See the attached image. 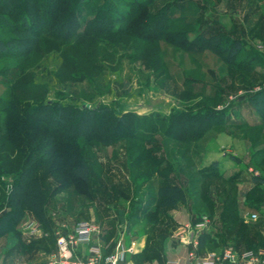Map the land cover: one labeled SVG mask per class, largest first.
<instances>
[{
    "label": "rangeland",
    "instance_id": "1",
    "mask_svg": "<svg viewBox=\"0 0 264 264\" xmlns=\"http://www.w3.org/2000/svg\"><path fill=\"white\" fill-rule=\"evenodd\" d=\"M116 1L122 6H119L121 11L116 13L114 24H134L135 21H127L135 18L131 11L136 7L137 0ZM130 1L133 2L131 5ZM88 3L85 7L77 6L78 11L89 12L103 4L102 0H88ZM141 11L145 17L135 19L138 23L135 27L141 28V21L148 27L142 26L146 29L141 33L135 32V35L158 37L152 58H164V69L154 70L151 66H143V48L131 47L139 42L129 38L128 41L127 36L109 56L110 43L116 39L101 36L90 41L92 34H79L71 39L77 40L75 44L79 47L89 44L90 48H95L96 60L92 64L87 63V53L69 45L66 46L68 57L65 60L55 50L54 43L45 40L44 35L49 29L47 26L41 28L42 36H37L41 39L35 43L31 59L0 57V120L3 117L1 101L12 97V82H19L24 87V80L28 82L26 87L35 91L16 95L29 105L50 104L51 110L56 109L58 103L63 107H81L82 103L89 107L104 105L116 115L131 113L149 118L146 125L139 122L137 137L143 140V148L132 146V141L128 139L135 138L132 132L125 129H119V140L113 143L95 140L88 144L87 149L84 148L85 158L90 165L88 183H71L62 188L66 179L69 182L65 173L53 177L47 170L40 169L38 174L43 186L48 192H55L45 205L50 226L43 228L36 218L26 213L15 228L20 237L12 234L0 236V264H37L39 259L47 262V256L52 252L44 249L47 240L54 237L55 242V230L70 228L79 220L93 221L105 229L112 227L118 236L120 232L124 233V242L128 236L129 239L130 236L141 238L147 226L157 233L166 232L164 239L152 241L151 238L148 241L155 259H158L159 253L157 244L160 243L165 252L167 238L171 237L176 247L179 242L183 244L190 230V233L193 230L192 234L196 232L197 235L209 234L210 231L230 236L228 226L220 222L224 190L228 189L227 194L233 186L235 194L245 199L255 188L252 177H264V120L249 101L251 94L264 87V0H154ZM32 12L35 13V7H32ZM121 12L133 17L121 20ZM43 17L48 20L47 15ZM13 21L10 17L6 20V24L1 26L0 36L24 35L4 32L13 27ZM33 21L32 18L31 25ZM164 26L169 29H164ZM35 28L38 29L37 26ZM147 28L151 29L149 33ZM66 29L62 33L70 36ZM162 30L169 32H160ZM178 30L185 31L187 39L192 38L195 44L199 43L200 38H209V35L219 32L223 35L220 37L223 49L219 53L209 49L188 53L168 41L170 31ZM232 38L239 39L245 49L233 64H227L224 56ZM132 40L135 42L130 46ZM179 40L178 36L171 38L176 45ZM146 46L154 47L152 44ZM251 55H256L257 61L251 63L250 67H244L245 71L235 68L236 64ZM74 62L78 64L77 67ZM97 64L100 69L91 70L90 66L97 67ZM18 65L25 67V76L18 71L15 73L17 69L13 67ZM73 74L75 78L70 77ZM175 112L186 121L192 115L200 117L197 126L192 127L196 134L188 136L186 139H191L188 142L176 140L185 137L179 138L175 129L165 131L169 123L167 119ZM216 113L225 115L222 122H209L208 117L205 118L206 114L212 117ZM111 120L110 116L105 115L100 118L99 126L107 125ZM85 124L80 129L87 132L89 127H85ZM92 136L96 139V135ZM48 141L34 140L44 148L42 153H38L40 158L47 157L52 150L47 148ZM31 143L34 146L33 141ZM143 149L146 155L144 160L132 166L133 159ZM24 150L29 155L27 146H24ZM156 157L162 159L157 166L148 160ZM15 166L17 168V164ZM165 171H169L167 179L183 187L186 195L184 202H178L171 208L156 206L157 191ZM7 175H0V185L6 193L13 183ZM214 210L219 219H213ZM172 213L179 222L169 231L167 224L157 221L170 218ZM28 220L38 223L39 234H30L23 229ZM162 227L164 230H161ZM205 247L209 250V242L201 249H198L197 243V251L201 254L206 251ZM149 264H153L152 261Z\"/></svg>",
    "mask_w": 264,
    "mask_h": 264
},
{
    "label": "trees",
    "instance_id": "2",
    "mask_svg": "<svg viewBox=\"0 0 264 264\" xmlns=\"http://www.w3.org/2000/svg\"><path fill=\"white\" fill-rule=\"evenodd\" d=\"M153 1L154 0H137L136 7L133 5V9L129 8V10L132 9L131 14L135 16V18L127 21L129 23L135 21V23L116 25L114 24L117 19L116 13L121 11L119 6H122L119 5L116 0H102L103 4L99 9H90L89 12L85 11V13H82L84 10L81 12L78 11L77 6H88V0H0V30H2L1 26L3 27L6 24V20L10 17L11 19H14L13 22L15 24L12 28L9 27L7 31L4 32L15 35L24 34L23 36L21 35L18 37L0 36V57L8 56V58L18 57L25 59L26 57H29L31 59L33 57L31 53L35 51L34 45L41 39L37 38V36L41 37V33L43 32L41 28L47 26L49 29L44 35L45 40L47 39L53 42L55 50L59 52L60 56L65 60L68 57V50H66L67 45L74 46L77 50H84L87 53V63L92 64V62L96 60L94 56L95 48H90L91 45L89 44L85 47H79L75 44L77 40L74 41V39H71L72 37L77 38L79 34H92L93 38L90 41H94L97 37L101 38V36L104 38L113 37L116 39L110 43L111 45L108 49L109 56H111L114 51L113 48L119 47L121 41L124 42L122 38L127 36V39H135V41L139 42L136 43L135 46H131L133 45V42H135L132 40L130 44L131 47H135L136 49L139 47L143 48L144 59H141L143 66H151L154 70L160 68L164 69L165 67L162 66L165 64L163 61L164 58H152V55L154 54L153 51L158 45V37H153L149 34L145 37H143V35H135V32H143L146 28L142 26L147 25L144 21H141L142 26L137 29L138 26H135L138 23L135 19H143L145 14L140 13V10L143 12L144 7L152 4ZM132 3L133 2L130 1L129 5ZM32 7H35V13L32 12ZM131 14H124L121 12L119 17H121V20L126 21L133 17L130 16ZM44 15L48 16V20L43 17ZM164 17L166 18V16ZM32 18L34 19V23L32 22L31 25ZM35 26H37L38 29L35 28ZM64 28H67L66 30H68L70 36L62 33ZM167 28L168 26H164V29L167 30ZM147 29V33H149L151 29ZM160 32L169 31L162 30ZM172 32L173 31H170L169 33L171 36L168 41L172 43V46L178 47L188 53L194 51L198 52L205 49L219 53L220 49H223L220 42V39H222L220 37L223 35L219 34L218 31L217 34L209 35V38H200L199 43L197 42L198 44H195V41H193L192 38L187 39L188 35L185 31L178 30L173 32L174 34H171ZM163 35L165 36V34ZM173 36H178L180 38V40L177 41V45L171 41ZM224 40H227V38L225 37ZM146 44H152L154 47L148 48ZM227 48V53L224 56V62L227 64H233L245 49L242 42L236 38L230 40ZM101 51H104V49L101 48ZM69 57L71 60L73 59L71 53ZM108 59L110 60L111 58L109 57ZM256 61V55H251V57L243 59L241 63L238 62L239 64H236L235 68L239 71H245L244 67H250L251 63ZM74 63L77 67L78 64H76V62ZM80 63L82 65L84 64L83 62ZM90 67L91 70H93V68H97V70L100 69L99 64H97V67H93V65ZM13 68L14 70L15 68L17 69L15 73L18 71V73H23L24 76L27 74L24 73L25 67L23 65H18ZM76 74L77 73H75V75ZM70 77L75 78L74 74ZM24 83L25 85L22 87L19 82L15 83V81H13L10 86L12 97L1 101L3 117L2 120H0V175L4 173L9 174L7 176L11 177L13 183H11V188L8 193H6L0 185V236L12 234L20 237V234L15 228L26 213H30L36 218L43 228H48L50 226V221L47 220L45 214V205L55 192L52 191L50 193L43 186L42 178L38 174L40 169L47 170L50 176L53 177L61 172L65 173L69 182L66 179L62 188L67 187L71 183H88L90 180V165L85 158V150L87 149L86 147L88 144L95 142V140L96 142L99 141L105 144L113 143L119 140L117 139L120 136L118 134L119 129H125L127 132H132L133 137L135 138L128 139L132 141V146L143 148V140L138 139L137 137V134L140 132L139 122L146 125L149 120L146 115L143 116L131 113L116 115L111 108L104 105L89 107L82 103L81 107H71L70 105L63 107L58 103L57 108L54 110L50 109V104L40 106L38 103H33L32 105H29L26 101L20 99V97L16 95L19 92L35 91V89L32 90L26 87V83H28L27 81L24 80ZM249 101L261 116V120H264V87L251 94ZM105 115L110 116L112 120L107 125L104 123L99 126L100 118ZM196 116L198 115H192V118L189 117L186 121V119L181 117V114L173 113L172 117L167 119L169 123L165 131L170 132L175 129L174 131L177 130L178 135H180L179 138H181V136L185 137L176 140L188 142L191 139L186 138L192 133L193 135L196 134L194 131L195 129L192 128L197 126L196 124L200 121V117ZM222 116L217 115L216 113V115L209 117L208 114H206L205 118L208 117L209 122H212L213 120H215V122H222ZM201 117H203V115ZM226 118V120L229 119L228 115H226ZM84 122H86L85 127H89L87 132L80 129V126L84 124ZM87 133L92 134L88 135ZM92 135H96V139ZM48 137H50V139H47ZM88 137L90 138L87 139ZM34 140H49L47 148H52V150L47 157L40 158L38 156V153H42L44 148L39 147V143H34ZM31 141H33L34 146L31 145ZM24 146L28 147V151H30L29 155L25 153ZM150 148H153V146ZM144 150L145 149L139 152V154L133 159L132 166H136L138 162L144 160V156H146ZM148 160H151V164L156 166L162 161V159L157 157ZM16 164L17 168L15 166ZM168 172L165 171L162 173V182L157 191L158 201L156 202V206L159 208L174 207L178 202H184L186 198L185 189L177 184H173L170 179H167L166 176L168 175ZM41 173L43 174V172ZM252 179L254 180L255 188L249 192L245 200L250 202H260L264 192V189L262 188L264 177L256 175L253 176ZM232 187L227 194L226 192L228 189L224 190L225 196L223 202H227V205L226 208L224 207L225 215L224 213L220 215L223 221L227 220L226 216L230 213L228 211L231 208L232 202H235V189ZM129 225H131V223H129ZM225 226H228L229 230L235 228H233V223H231V225L226 223ZM240 227V230L244 232L240 235H236V240H234L235 247H237L236 245H241L246 242V234L248 232L250 233L253 229L245 224L240 225ZM248 239L247 242L249 241ZM198 240V249H201L206 242H209V234H200ZM247 244V247L249 248L257 247V243L248 242Z\"/></svg>",
    "mask_w": 264,
    "mask_h": 264
},
{
    "label": "crops",
    "instance_id": "3",
    "mask_svg": "<svg viewBox=\"0 0 264 264\" xmlns=\"http://www.w3.org/2000/svg\"><path fill=\"white\" fill-rule=\"evenodd\" d=\"M235 202H232L231 208L228 212V215L226 216L227 220L223 221L221 219V224L222 225H226V223H228L229 225H231V223H233V230H229L228 235L230 236H226V235H219L213 232L209 231V250H207L208 248H206L204 253H200L197 251V238L199 235H197L196 232H194L193 234L191 233L189 236V239L191 240V243H184L181 244L179 242V244L176 245V247H174V243L172 242L171 237L167 238L165 240V252L164 249L162 251V247L160 246V243L157 244V248L159 253H157L158 255V259L153 258V256H155V254L153 253L151 255V249L148 241L151 239L156 240V239H164L163 236L166 232H160L157 233L155 231L152 230L151 227L147 226L145 228V232L143 233L141 238H133L130 236V239L128 237H126V242L125 246L127 247H131L132 250L129 251L126 254L127 257V261L130 264H149L150 261H152L153 264H165L167 260L169 259H176L179 260L181 262H187V252L189 249L195 250V252L199 255V256H203L205 255L207 252H211V251H220L224 246L226 245H230L232 246L238 253H241L245 250H257L263 253V258H264V192L262 194V200L260 202H250L247 201L245 199H240V194L236 193L235 194ZM231 203V202H228ZM227 202L224 203L222 202L221 204V212L220 215L224 213V207L226 208ZM215 211V210H214ZM227 211V209H226ZM251 213H257V219L256 220H250L248 219L249 214ZM227 214V213H226ZM225 215V213H224ZM219 219L217 212L215 211V217L213 219ZM232 220V221H231ZM179 222L175 216V214H171L170 218H161V220L158 219L157 223H164L167 224V226L169 227V231H171L174 227H176V224ZM154 222L151 223V225ZM245 224L247 226H250L251 228H253L250 233L248 232L246 234V238L249 240L248 242H252V243H257V248H249L247 247V239L246 242H244L241 245H236L237 247H235L234 245V240L236 235H240L242 234L244 231L240 230L241 227L240 225ZM98 225V224H97ZM149 225V224H148ZM100 226V225H98ZM240 227V228H239ZM100 228V233L96 234L93 236V241L94 242H98L100 245H102V254H106L109 249L111 248V246L113 245V243L116 241V239L118 238V235L114 233V228L111 227V229L107 228ZM161 230H164V228L162 227ZM152 231L154 233H152ZM191 231V230H190ZM154 236V237H153ZM156 236L158 238H156ZM153 243V242H152ZM228 243V244H227ZM156 245V244H155ZM48 251L49 250H54L55 249V242H54V237H52V239H48L47 243L44 245ZM4 253V252H3ZM201 254V255H200ZM165 257V259H164ZM152 259V260H151ZM36 264V263H35ZM37 264H47L46 262H44V260H38ZM227 264H238V263H227Z\"/></svg>",
    "mask_w": 264,
    "mask_h": 264
},
{
    "label": "built area",
    "instance_id": "4",
    "mask_svg": "<svg viewBox=\"0 0 264 264\" xmlns=\"http://www.w3.org/2000/svg\"><path fill=\"white\" fill-rule=\"evenodd\" d=\"M257 219V213L248 216ZM199 224L198 226H201ZM23 229L30 234H39L40 228L35 221L28 220ZM193 232V230H192ZM191 232V233H192ZM100 233L99 226L90 220L76 221L70 228L55 230V249L47 256V264H130L126 254L132 250L125 246L124 233L120 232L106 254H102V245L93 241V236ZM188 235L184 243H191ZM264 264L263 253L257 250H245L238 253L232 246L226 245L220 251L207 252L199 256L194 249L187 252V262L169 259L165 264Z\"/></svg>",
    "mask_w": 264,
    "mask_h": 264
}]
</instances>
